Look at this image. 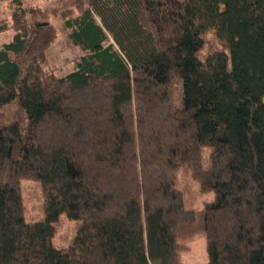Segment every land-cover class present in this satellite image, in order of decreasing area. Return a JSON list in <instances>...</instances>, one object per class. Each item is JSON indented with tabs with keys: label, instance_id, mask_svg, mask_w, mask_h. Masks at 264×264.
<instances>
[{
	"label": "trees",
	"instance_id": "16d2710c",
	"mask_svg": "<svg viewBox=\"0 0 264 264\" xmlns=\"http://www.w3.org/2000/svg\"><path fill=\"white\" fill-rule=\"evenodd\" d=\"M13 5L12 26L0 11V34L15 32L0 48V264H182L199 234L207 264H264V0H70L50 13L88 54L65 76L46 11ZM211 31L227 51L202 60ZM181 167L214 194L201 210L185 207ZM23 181L42 188L38 221ZM62 216L77 230L57 249Z\"/></svg>",
	"mask_w": 264,
	"mask_h": 264
},
{
	"label": "rangeland",
	"instance_id": "374dc122",
	"mask_svg": "<svg viewBox=\"0 0 264 264\" xmlns=\"http://www.w3.org/2000/svg\"><path fill=\"white\" fill-rule=\"evenodd\" d=\"M13 1L0 0L1 19L8 26L13 25ZM28 8H38L45 10L48 14L46 22L55 27L58 31V37L54 45L48 51L49 60L57 66L58 73L65 76L74 70V66L78 60L88 54V52L79 45H76L70 38L68 30L64 26V19L67 16L57 17L50 12L62 9L70 4V0H23ZM76 17L75 9L68 14ZM39 20V19H37ZM86 22L95 25L101 29V42L104 46L114 44L112 36L102 27L101 22L96 17L87 18ZM15 32L8 30L0 34V48L12 41ZM227 51L226 45L219 40L214 31L209 32L205 37V46L199 54L200 59L206 60L212 54ZM15 107H10L9 111H14ZM9 112H7V115ZM3 122L8 119H2ZM177 187L182 192L185 207L188 210H201L206 203L214 199V194L202 193L198 183L192 177L187 167H181L178 172ZM22 199L26 209L28 221H38L41 219V208L43 204V192L41 186L34 181H23L21 183ZM77 230V223L70 221L66 216L61 217L59 229L53 239V245L57 249H65L72 241ZM182 264H207L208 255L206 241L202 235L194 236L188 244L186 251L181 258Z\"/></svg>",
	"mask_w": 264,
	"mask_h": 264
}]
</instances>
